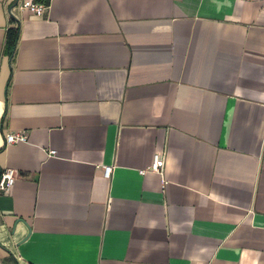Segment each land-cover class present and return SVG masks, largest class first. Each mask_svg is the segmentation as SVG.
Returning <instances> with one entry per match:
<instances>
[{"label":"crops","instance_id":"1","mask_svg":"<svg viewBox=\"0 0 264 264\" xmlns=\"http://www.w3.org/2000/svg\"><path fill=\"white\" fill-rule=\"evenodd\" d=\"M16 1L0 264H264V0Z\"/></svg>","mask_w":264,"mask_h":264},{"label":"built area","instance_id":"2","mask_svg":"<svg viewBox=\"0 0 264 264\" xmlns=\"http://www.w3.org/2000/svg\"><path fill=\"white\" fill-rule=\"evenodd\" d=\"M49 7V3L36 2L33 0L23 1L22 8L23 10H28L37 16L44 15L46 9ZM28 140V136L23 131L10 132L6 134V143L15 144L19 142H25ZM50 154H56V151H50ZM164 169V159L160 156L159 153L155 154L154 161L152 164L141 170V173L145 174L149 171L157 172L162 174ZM113 173L112 166L104 167V175L106 178H110ZM19 173L14 168H6L0 173V194H8L11 192L12 188L16 184Z\"/></svg>","mask_w":264,"mask_h":264},{"label":"trees","instance_id":"3","mask_svg":"<svg viewBox=\"0 0 264 264\" xmlns=\"http://www.w3.org/2000/svg\"><path fill=\"white\" fill-rule=\"evenodd\" d=\"M17 31H18L17 28H14V29L12 28L8 32V39L7 40H8V47L9 48H13L15 45V41H16L17 34H18Z\"/></svg>","mask_w":264,"mask_h":264},{"label":"water","instance_id":"4","mask_svg":"<svg viewBox=\"0 0 264 264\" xmlns=\"http://www.w3.org/2000/svg\"><path fill=\"white\" fill-rule=\"evenodd\" d=\"M18 2H19V0H17L16 2H15V4L12 6V8H11V11H12V9L15 7V6H17V4H18ZM13 14V13H12Z\"/></svg>","mask_w":264,"mask_h":264}]
</instances>
